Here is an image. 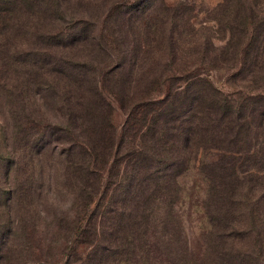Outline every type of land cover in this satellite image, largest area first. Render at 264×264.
<instances>
[{"label":"trees","instance_id":"trees-1","mask_svg":"<svg viewBox=\"0 0 264 264\" xmlns=\"http://www.w3.org/2000/svg\"><path fill=\"white\" fill-rule=\"evenodd\" d=\"M64 1L75 0H0L3 40L19 15L53 21L32 33V46L0 42V76L23 77L1 86V97L14 120L11 141L40 149L66 139L65 174L77 181L81 210L93 204L84 214L82 232L90 237L79 240L86 245L79 264H264V0H222L208 35L193 40L188 62L174 28L185 19L164 0L114 2L99 32L94 22L74 18L62 29L50 6ZM155 4L163 28L130 37L131 25L152 16ZM86 44L93 48L85 58L68 56ZM229 69L235 72L228 78L245 85L216 86L211 73ZM143 85L149 92L137 94ZM47 93L61 113L54 124L38 107ZM115 103L123 114L119 128ZM0 158L9 184L19 164L10 153ZM104 169L114 170L110 179ZM189 170L205 184L195 250L187 245L184 215L174 213L183 196L179 178ZM28 186L5 189L0 264L13 259L7 254L16 219L8 212L30 196Z\"/></svg>","mask_w":264,"mask_h":264},{"label":"rangeland","instance_id":"rangeland-1","mask_svg":"<svg viewBox=\"0 0 264 264\" xmlns=\"http://www.w3.org/2000/svg\"><path fill=\"white\" fill-rule=\"evenodd\" d=\"M131 2L132 0H75L64 1V6L59 5V9L51 5V14L57 17L58 23L65 29L70 22L76 19H84L94 22L95 31L97 32L102 24V19L107 10L114 5V2ZM166 4L173 8L172 11H178V15L182 13L185 19L183 26L174 27L175 31H180L179 41L176 42L182 48V56L188 62L191 58V47L193 43H202L206 34L208 35L209 26L213 24L210 18L218 15L221 8L217 5L222 0H164ZM158 4L153 5V11L149 12L152 16L143 17L131 25L130 37L139 39L143 33L150 31H159L163 27L158 21V16L161 14ZM15 27L8 31L7 39L4 41L0 38V42L25 48L32 46L34 40L32 33L38 34L46 29H51L53 21L51 17L42 14L19 15L15 21ZM99 32V31H98ZM31 36V37H30ZM176 37V36H175ZM95 43V41H93ZM214 44L222 45L221 41H214ZM86 44V47H78L68 52V56L73 58H85L87 51L93 45ZM118 46V44H114ZM110 51L111 55L114 53ZM154 58V57H152ZM161 69L157 70L159 73ZM233 69L220 72H212V80L216 86L226 88L233 83L229 78V74L233 73ZM18 73L17 71L14 75ZM17 79L6 78L0 76V157L7 156L8 153L19 164L16 172L13 174V179H9V184L4 183L2 173V158H0V194L3 202L5 189L21 185L24 181L28 183L30 196L22 202H15L11 207V212L8 215L15 216V224L13 233L15 237L12 240L11 251L7 256H13V259L8 264H79V259H82L86 251V245L79 243L82 238H89L88 232H82L85 224L84 214L89 213L93 204L89 205L87 211H83L78 203L76 191L78 186L77 181L65 174L64 149L66 139L61 137L56 140H48L44 147L40 149H32L27 147L24 140L16 142L11 141L10 134L14 133V120L12 115L4 108V100L1 95H4L2 87H10L23 82V77L18 74ZM16 77V76H15ZM228 84V85H227ZM2 86V87H1ZM6 87V88H7ZM151 85L149 88H153ZM150 90V89H149ZM148 87L136 89L137 94L145 95L149 92ZM50 92V91H49ZM46 94V93H45ZM44 94L42 101L38 103L40 112L44 117V122L49 124L57 123L60 111L57 110L54 101L50 94ZM40 97V95H37ZM123 112V111H122ZM113 123L116 127H120L123 114L118 108L117 103L114 104L112 113ZM117 128V129H118ZM35 150H37L35 152ZM110 160L106 163L108 166ZM104 169L102 174L104 179H110V173ZM181 188L183 189L181 204L174 207V213L177 215L183 214L184 235L186 237L188 247L194 250L198 246V235L204 226L202 218V209L199 207L202 194L205 189V184L201 180V176L196 170H189L186 174L179 178ZM8 186V187H7ZM191 205V206H190ZM192 210L188 218L185 214L188 210ZM177 209V211H176ZM2 218L6 221V213L2 208ZM186 218V219H185ZM79 227V228H78ZM86 230V229H85ZM170 237V236H166ZM176 246V245H174ZM112 264H122L116 263Z\"/></svg>","mask_w":264,"mask_h":264}]
</instances>
